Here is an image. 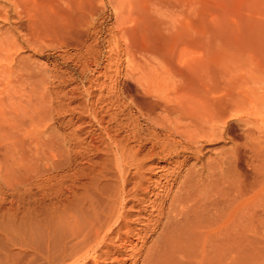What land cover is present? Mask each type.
<instances>
[{
  "label": "rangeland",
  "instance_id": "obj_1",
  "mask_svg": "<svg viewBox=\"0 0 264 264\" xmlns=\"http://www.w3.org/2000/svg\"><path fill=\"white\" fill-rule=\"evenodd\" d=\"M158 101H219L225 136L185 164L187 155L161 162L159 149L144 158L146 145L136 158L145 159L143 186L132 191L110 147L128 134L126 152L135 150L133 131L143 135L147 117L162 114ZM225 101H264V0H0V224L17 241L29 219L43 221L29 236L44 253L73 232L69 214L86 229L112 209L126 226L106 240L101 264H142L157 247L156 264H264V123L253 114L243 126ZM175 162L169 196L147 193L154 166ZM132 166L121 169L126 179ZM191 166L199 179L184 178ZM184 179L197 209L173 230L150 202L165 201L166 214ZM14 244H1L9 258L0 264L26 261Z\"/></svg>",
  "mask_w": 264,
  "mask_h": 264
},
{
  "label": "bare ground",
  "instance_id": "obj_2",
  "mask_svg": "<svg viewBox=\"0 0 264 264\" xmlns=\"http://www.w3.org/2000/svg\"><path fill=\"white\" fill-rule=\"evenodd\" d=\"M193 2V0H192ZM11 4V3H10ZM192 4V3H191ZM7 16V15H6ZM162 107V114L160 116H158L156 119H153L154 117H152L150 119V117H147V121L148 124H151L147 129H145V132H143V135L139 133L140 130H134L133 131V135L132 132L130 131V135H132V141L134 140L135 144H136V149L133 150L131 148V150L129 152H126V148L124 143L126 144V140H128L127 135H126V140L124 139H120L118 140H113L115 145L114 146V150H112V146L109 147L112 151L113 154H115V158L119 160L120 162V169L119 167L116 172L117 173V177H119L118 180L120 182H122V187H125L128 185V183H132L133 184V189L132 191H137L138 189L142 188L143 183H142V170L145 169V159L143 160H137V156H141L140 154H142V152L144 151V149L146 148V145L150 144L148 146V150L144 155L148 156L151 155L152 152H155V149H159L160 153L165 155L162 156L161 154V158L159 159L161 162L166 163L169 162V164H171V160L174 158H179L180 155H187L188 157L184 158L185 160L182 161V164H185V162L189 161L190 159H193L195 161H200L199 160V154L203 149L204 144H209L215 141H218L220 139H222L225 135H224V131H218V126L222 125L223 128L225 126V123H222L221 121H223V116L221 115V113L219 112V110L216 109V105L215 103L217 102L218 104H221L219 101H158ZM224 102V101H223ZM225 105H229V109L230 111L235 112L236 114L232 116V118L236 119L238 121V123L243 124V126H247L250 125V121L249 118L254 114V115H258L260 116V119H255L256 121H260L262 123H264V101H225ZM127 103V102H126ZM119 104V103H118ZM135 104V103H134ZM133 105V104H132ZM117 106V105H116ZM122 106V105H121ZM223 106V105H222ZM106 108V107H105ZM118 108V107H117ZM114 109V107H113ZM228 109V108H227ZM104 110V109H103ZM109 110V109H108ZM87 113V112H86ZM89 113V112H88ZM113 113V112H112ZM114 114V113H113ZM125 114V113H123ZM120 115V114H119ZM118 115V116H119ZM253 115V116H254ZM114 116H116L114 114ZM122 116V115H121ZM144 116V115H143ZM92 117V116H91ZM110 117V115L108 116ZM112 117V116H111ZM123 117V116H122ZM134 117V116H133ZM140 117V116H139ZM257 118V116H255ZM118 118V117H117ZM121 118V117H120ZM118 118V119H120ZM131 118V117H130ZM92 119V118H91ZM113 119V117L111 118ZM117 119V120H118ZM123 119V118H121ZM125 119V118H124ZM129 119V117H128ZM145 119V118H144ZM153 119V120H152ZM251 119V118H250ZM94 120V119H93ZM114 120V119H113ZM116 120V121H117ZM126 120V119H125ZM128 122H130L129 120H127ZM254 121V120H253ZM255 121V122H256ZM94 122V121H93ZM98 122V121H97ZM105 122V121H104ZM126 123V122H125ZM97 125V124H96ZM116 131L114 132L116 134V136H120L121 131H123L124 128V124L123 121L117 122L114 124ZM113 125V127H114ZM127 125V124H126ZM132 125V122H131ZM133 125L135 126V128L137 129V124L135 122H133ZM133 126V128H134ZM112 128V127H111ZM129 128V127H128ZM141 128V127H140ZM107 129V128H106ZM104 129V130H106ZM255 131L257 132V127L254 128ZM109 130V129H108ZM107 130V131H108ZM143 130V129H141ZM156 130H161L163 132L162 136L163 138H159V133H156ZM223 130V129H222ZM260 130V129H259ZM258 130V133L261 134V132ZM103 131V130H102ZM254 131V132H255ZM106 132V131H105ZM111 132V131H110ZM248 134L250 133V131L248 129H246L245 133ZM103 133V132H102ZM124 133V132H123ZM146 133V134H144ZM109 134V133H108ZM111 134V133H110ZM109 134V135H110ZM118 134V135H117ZM122 134V133H121ZM142 136H140V135ZM161 134V133H160ZM114 135V134H113ZM227 135V134H226ZM103 136V135H102ZM105 136V135H104ZM115 136V135H114ZM124 136V135H122ZM120 136V138L122 137ZM251 136V135H250ZM94 137V136H93ZM110 137V136H109ZM105 138V137H103ZM111 138V137H110ZM114 138V137H113ZM116 138V137H115ZM123 138V137H122ZM175 138H178V140H176ZM106 139V138H105ZM100 141V140H99ZM102 141V138H101ZM107 141V140H106ZM109 141V140H108ZM111 143H112V139H110ZM131 141V140H130ZM106 144V143H105ZM113 144V143H112ZM129 144V143H128ZM97 146V145H96ZM98 149V148H97ZM147 149V148H146ZM145 149V150H146ZM235 151V154L237 152ZM156 150V151H157ZM235 150V149H234ZM240 150V149H239ZM239 152V151H238ZM126 153V154H125ZM234 153V152H232ZM125 154V155H124ZM142 154V155H143ZM157 154V153H156ZM155 154V155H156ZM227 154V153H226ZM225 154V155H226ZM231 154V153H230ZM96 155V154H95ZM154 155V156H155ZM238 155V153H237ZM236 155V157H237ZM157 156V155H156ZM231 156V155H230ZM232 156H234V154H232ZM143 157V156H142ZM150 157V156H149ZM148 157V158H149ZM152 157V156H151ZM159 157V156H158ZM235 157V158H236ZM114 158V160H115ZM140 159V158H139ZM147 160V159H146ZM234 160V159H233ZM129 161V162H128ZM153 161V160H152ZM151 161V163H152ZM156 161V160H155ZM158 161V160H157ZM229 162L230 160H226V162ZM232 161V160H231ZM235 161V160H234ZM131 162V164L133 165L132 167H135V172L132 173V177L130 175L129 179H126L124 176L127 174L126 171L123 173H126L125 175H123L121 169L123 168V166L126 167L127 163L129 164ZM159 162V163H161ZM225 162V163H226ZM158 163V164H159ZM223 163V162H221ZM224 163V164H225ZM115 164V163H114ZM117 164V163H116ZM119 164V163H118ZM155 165L154 169L156 170V172H154L155 174L159 173L158 176V180L156 182L153 183V189H151V191L147 192V193H153L154 189H158L160 192L165 193V197L169 196V194L171 193V189L170 187L173 186L175 180L177 178H179V173H176L178 171L175 170V167L179 168L177 166V163L175 162L174 165L172 167H168L165 165ZM173 164V163H172ZM181 164V165H182ZM193 165V164H192ZM131 167V165L129 166ZM196 167V166H195ZM204 167V166H203ZM176 168V169H177ZM190 169L187 171L188 176L184 177V178H188V179H199V177H201V171L200 170H196L194 168V166L189 167ZM126 170V168H124ZM202 169V168H201ZM209 169V168H208ZM128 170V169H127ZM149 170V169H148ZM206 169H204L205 171ZM176 171V172H175ZM203 171V172H204ZM114 172V171H113ZM106 173V172H105ZM115 173V172H114ZM113 173V174H114ZM144 173V172H143ZM102 176V175H101ZM183 177V176H182ZM112 178V177H111ZM118 179V178H117ZM114 179V180H117ZM185 180L184 182H180L181 186L177 188V193H175V195L173 196V198L171 199L169 205H168V209L166 211V214L163 213V205L165 201H160L159 203H155L154 201L150 202V204L152 203L153 205H157V211H158V216H165V220L168 223V226H170V229H173L178 226L181 222L186 221L188 219L189 216H192L191 214L197 209V205L195 203L192 202V196L194 195V191H192L193 187L191 184L190 180ZM112 180V179H111ZM135 180H138L135 182ZM161 180H164L165 183H161ZM114 182V181H113ZM116 182L115 181V186H116ZM112 183V182H111ZM118 183V182H117ZM199 183V182H198ZM179 185V183H178ZM197 186V183H196ZM129 187V186H128ZM117 189V188H116ZM123 189V188H122ZM126 189V188H125ZM173 189V188H172ZM113 190V189H112ZM119 190V188H118ZM121 191V189H120ZM120 191L116 190L117 194L118 192L120 193ZM135 193V192H134ZM113 194V193H112ZM121 195L123 194V192L121 191L120 193ZM119 194V195H120ZM126 194V193H125ZM120 195V196H121ZM153 195V194H152ZM150 195V197L152 196ZM156 196V198L158 197V194H154ZM198 195V194H197ZM106 196V195H105ZM118 196V195H117ZM116 196V197H117ZM126 196V195H125ZM107 197V196H106ZM113 197V196H112ZM114 197V198H116ZM123 197V196H122ZM148 197V198H150ZM121 198V197H120ZM196 198V197H195ZM199 198V197H198ZM112 199V198H111ZM119 199V197H118ZM124 199V198H123ZM165 199V198H164ZM163 199V200H164ZM191 199V200H190ZM108 200V199H107ZM106 200V201H107ZM115 200V199H114ZM113 200V201H114ZM122 200V199H121ZM120 200V201H121ZM201 200V199H200ZM105 201V200H104ZM118 201V200H117ZM148 203L150 201V199H147ZM197 201V199L195 200ZM194 201V202H195ZM2 202V201H1ZM111 203V202H110ZM123 203V200H122ZM121 203V204H122ZM108 204V203H107ZM152 205V206H153ZM112 207V206H111ZM151 208V206H150ZM107 209V208H106ZM85 210V209H84ZM112 210V209H111ZM108 209V212L105 213L102 217V219L100 220L99 217L98 219V223L96 224H90V226H88L86 229H84L85 227H78L77 223V217L72 213L69 214V216H67V218H65L64 220L67 221V223L69 222V229L73 228V232L71 231L70 234H67L65 236L62 237V239H60L58 237H55V239L53 240V243L51 244L50 247L48 248H44L46 250H44L45 252L42 253L40 250L36 249L35 246L32 244L29 233L34 229H32V224L34 223V225L37 223L40 224V222L43 221H39V219H32L29 221L33 222L31 224H26L24 226H20V230L22 232L21 234V239L15 241L12 240L11 236H9L8 234V229L6 228L8 225H6V227L3 225V223L0 224V243L1 244H5L7 248L8 245H12L15 242V247H19L21 253H23V255L20 257L22 258L23 263H14L11 262V264H101V262L99 261L101 259V254L100 252L103 251L102 248L107 249L108 248V244L106 242V240H109V238L111 237V234L117 233L120 234V232L118 233V231L122 228L125 227L126 225L124 223H122V220H120V216L116 215L117 217L113 220V210L111 211ZM156 210V209H155ZM206 211V210H205ZM106 212V211H105ZM149 212V211H148ZM86 213V212H85ZM101 214V213H100ZM97 215V214H96ZM101 216V215H100ZM1 217V216H0ZM58 217V216H56ZM65 217V216H64ZM83 217V216H82ZM115 217V216H114ZM150 217V216H149ZM93 218V217H92ZM3 219V218H2ZM2 219H0L2 221ZM12 219V218H11ZM10 219V220H11ZM15 219V218H13ZM23 219V218H22ZM22 219H20V224L22 222ZM190 219V218H189ZM197 219V218H196ZM54 220V219H53ZM71 220V221H70ZM97 220V219H96ZM96 220L94 222H96ZM165 221V222H166ZM59 222V221H58ZM62 222V221H61ZM64 222V221H63ZM62 222V223H63ZM124 222V221H123ZM158 222V221H157ZM26 223V221H25ZM66 223V224H67ZM86 223V222H85ZM118 224V226L116 228H114V224ZM121 223V225H120ZM139 223V222H138ZM6 224V223H4ZM36 224V225H37ZM43 223H41L42 225ZM47 224V223H46ZM141 224V223H140ZM2 225V226H1ZM17 225V224H16ZM19 225V224H18ZM45 225V224H44ZM59 225V224H58ZM64 225V224H63ZM74 225V226H73ZM120 225V226H119ZM14 226V225H13ZM31 226V227H30ZM71 226V227H70ZM81 226V225H80ZM15 227V226H14ZM13 227V228H14ZM17 227V226H16ZM19 227V226H18ZM42 227V226H41ZM60 227V226H59ZM167 227V226H166ZM52 228V227H51ZM162 228L165 229L163 226ZM19 229V228H18ZM37 229V228H36ZM55 229V228H54ZM168 229V232L169 230ZM177 229V228H176ZM17 230V229H16ZM15 230V231H16ZM40 230V229H39ZM68 230V229H67ZM75 230V231H74ZM15 231L11 234H14ZM38 231V230H37ZM51 231V230H50ZM58 231V230H57ZM128 231V230H127ZM127 231L124 233V235L127 233ZM172 231V230H171ZM170 231V232H171ZM179 231V230H178ZM182 231V230H181ZM44 232V231H43ZM49 232V231H48ZM167 232V231H166ZM32 233V232H31ZM50 233V232H49ZM55 233H56V229H55ZM59 233H62L59 231ZM64 233V232H63ZM62 233V234H63ZM130 233V232H129ZM163 233V232H162ZM173 233V232H171ZM181 233V232H180ZM10 234V235H11ZM36 234V233H35ZM133 234V233H130ZM28 235V236H27ZM31 235V234H30ZM49 235V234H48ZM46 238H50V237ZM53 235V234H50ZM49 235V236H50ZM57 235V234H54ZM127 235V234H126ZM162 235V234H161ZM13 236V235H12ZM37 236V235H36ZM35 236V237H36ZM58 236V235H57ZM110 236V237H109ZM114 236V235H113ZM135 236V235H134ZM125 237V236H124ZM129 237V236H127ZM131 237V236H130ZM14 238V237H13ZM32 238V237H31ZM54 238V237H53ZM126 238V237H125ZM160 238V237H159ZM35 238H32V241ZM118 239V238H117ZM122 239V238H120ZM132 239V238H130ZM176 239V238H175ZM49 240V239H48ZM47 240V242H48ZM111 243H112V239H110ZM116 240V239H115ZM113 239V241H115ZM123 240V239H122ZM171 240V239H170ZM51 241V240H50ZM131 241V240H130ZM157 241H159V239H156L155 243H158ZM117 242V241H116ZM129 242V240H128ZM171 242V241H170ZM109 243V242H108ZM163 243V242H161ZM173 243V242H172ZM0 244V256L1 258L4 260L5 263H8V252H7V248L5 249L3 246ZM121 244V243H120ZM37 245V244H35ZM45 245V244H44ZM114 245V243H113ZM161 245V244H160ZM172 245V244H171ZM124 246V245H123ZM126 246V244H125ZM128 246V245H127ZM152 246V245H151ZM158 246V245H157ZM156 246V247H157ZM3 247V248H2ZM13 247V245H12ZM111 247V246H110ZM118 246H116L117 248ZM38 248V247H37ZM120 248V247H119ZM155 248V247H153ZM153 248L151 247V249L153 250ZM158 248V247H157ZM157 248L156 251L154 250L152 253L150 254H146L147 257L143 259V263L142 264H156V252H157ZM162 248V247H159ZM165 248V247H164ZM111 249V248H109ZM112 250V249H111ZM110 250V251H111ZM121 250H125V248L123 247L122 249H117L115 250V253H118V255L123 254L126 251H121ZM161 250V249H160ZM113 251V250H112ZM159 251V250H158ZM180 251V250H179ZM105 252H109L106 251ZM30 253V257H33L31 259L27 260V255ZM113 253V252H112ZM159 253V252H158ZM181 253V252H180ZM111 254V253H110ZM109 254V255H110ZM125 254V253H124ZM140 254V253H139ZM26 255V256H25ZM103 255V254H102ZM104 255H108V254H104ZM179 255V254H178ZM23 256L25 258H23ZM151 256V257H150ZM178 257V256H177ZM105 258V257H104ZM121 258V257H120ZM123 258V257H122ZM25 259V260H24ZM125 258H123L122 260H124ZM129 259V257H128ZM127 259V260H128ZM20 260V259H19ZM18 260V261H19ZM113 260V259H112ZM115 260H117L115 258ZM121 260V259H120ZM181 261V259H179ZM114 261V260H113ZM174 261V260H173ZM110 262V261H109ZM123 262V261H122ZM140 262V261H139ZM142 262V261H141ZM140 262V263H141ZM179 262V261H178ZM104 263V261H103ZM133 264V263H132ZM189 264V263H188Z\"/></svg>",
  "mask_w": 264,
  "mask_h": 264
}]
</instances>
